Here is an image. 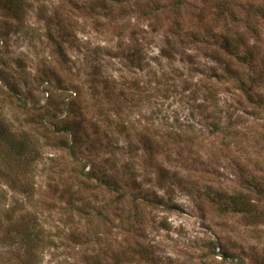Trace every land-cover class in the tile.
<instances>
[{
    "label": "rangeland",
    "instance_id": "374dc122",
    "mask_svg": "<svg viewBox=\"0 0 264 264\" xmlns=\"http://www.w3.org/2000/svg\"><path fill=\"white\" fill-rule=\"evenodd\" d=\"M227 1L0 0V207L44 241L0 264H264V0Z\"/></svg>",
    "mask_w": 264,
    "mask_h": 264
},
{
    "label": "trees",
    "instance_id": "16d2710c",
    "mask_svg": "<svg viewBox=\"0 0 264 264\" xmlns=\"http://www.w3.org/2000/svg\"><path fill=\"white\" fill-rule=\"evenodd\" d=\"M11 2H9L10 4L13 5L15 0H9ZM176 5L180 6L181 5V0H176ZM225 2H228L227 0H225ZM179 8H177L178 10ZM232 9V8H231ZM12 12L14 11V9H11ZM230 15V18L234 19L235 17V13L234 10H231L230 12H227ZM250 19L247 20V22H249ZM252 22V21H250ZM241 36V34H239ZM234 37L229 38L226 45L228 46L231 42L230 40H233ZM240 39L237 38L235 41H239ZM0 138L3 140V142L8 145V147L12 148V149H16L18 153H22V145L21 143H15L14 139L9 140L8 139V134L5 133L2 129H0ZM61 146H63L64 149L69 150L70 154L72 157H74V149L73 146L70 144H67L65 142H63L61 144ZM104 176V175H103ZM84 183H88L90 178H89V174H84ZM107 179V177H106ZM107 188L113 192L118 193V200L120 201L124 195L122 193H119V189L112 183H108L106 184ZM86 206H88V204H84L82 203L79 207L81 212H85V208H87ZM11 210H6L3 211L2 208L0 207V228H2L3 225H5L7 222L10 223V229H14V231L12 233H15L17 236V239L14 240H18V242H21L22 245L24 246H20L21 249H25L26 252H30L31 256H35L34 254H36V249H39L41 247V243L44 242L43 241V237H42V232L43 230H41L40 226L35 222L34 220H31V218H29L27 215L28 214H20L19 218H18V222L17 221H13V219L10 216H14V213ZM10 215V216H9ZM3 219V220H1ZM10 235V234H9ZM11 240L9 239L8 235L7 237H5L4 239H2V242H10ZM28 244H31V246L28 247ZM30 254H28V256L30 257ZM13 259H19V257H16L14 254H12Z\"/></svg>",
    "mask_w": 264,
    "mask_h": 264
}]
</instances>
